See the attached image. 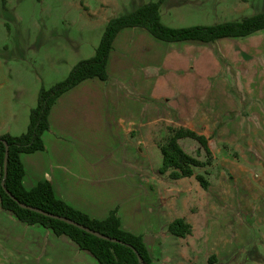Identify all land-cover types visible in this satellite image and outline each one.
Wrapping results in <instances>:
<instances>
[{
  "label": "crops",
  "instance_id": "obj_1",
  "mask_svg": "<svg viewBox=\"0 0 264 264\" xmlns=\"http://www.w3.org/2000/svg\"><path fill=\"white\" fill-rule=\"evenodd\" d=\"M96 46L92 44V50L77 61L93 56ZM228 69L230 77L225 73ZM106 72V80L85 79L56 98L48 114L49 127L41 136L43 149L19 156L24 170L22 185L31 189L40 181H48L57 198L91 218L105 219L114 212L120 227L140 235L151 258L161 264L163 257L153 252L157 255L162 240L174 235L168 230L169 224L176 218L186 219L175 216L168 221L164 217H159L158 223L151 221L147 213L166 198L161 191L155 197L152 186L148 187L151 193L145 191L146 182L157 187L175 183L179 193L202 190L194 176L169 179L167 173L158 172L154 148L159 149L170 127H183L205 136L212 161L217 160L211 144L226 142L237 129L216 118L222 112L203 115L202 101L215 97V93L233 99L235 91H243L251 100L248 94L263 85H258L257 78L264 74V29L202 42L163 41L143 27H124L113 39ZM221 73L223 79L212 84L211 79ZM4 106L0 135L23 133L32 103L12 100ZM254 132L264 136V128ZM187 138L178 142L191 154L182 143L191 147L198 142ZM217 139L224 141L217 143ZM223 145L217 151L230 157L231 150ZM251 150L242 149L243 154ZM141 172H147V178ZM194 173L199 172L194 168ZM158 213L162 216V211ZM190 226L188 235L193 231ZM0 244V264H99L68 236L56 235L40 224L24 223L1 205Z\"/></svg>",
  "mask_w": 264,
  "mask_h": 264
},
{
  "label": "rangeland",
  "instance_id": "obj_2",
  "mask_svg": "<svg viewBox=\"0 0 264 264\" xmlns=\"http://www.w3.org/2000/svg\"><path fill=\"white\" fill-rule=\"evenodd\" d=\"M142 1L156 0H0V111L12 100L35 107L41 87L63 80L70 64L86 56L92 44L98 45L105 18L120 15ZM261 12L264 0H164L160 21L169 27L215 25ZM228 71L225 73L230 77ZM223 77L221 73L210 82L215 84ZM257 82L263 85L248 94L251 100L243 91L232 92L234 98L229 100L219 93L203 99V115L222 112L216 118L237 129L226 142L217 139L223 143L211 144L217 160L212 161L194 139L187 138L197 143L191 147L182 143L193 156L210 160L195 168L207 177V189L179 193L175 183L157 187L146 182L145 191L153 190L155 197L161 191L166 198L147 213L151 221L185 216L193 226L191 235L182 238L170 234L162 240L158 256L153 252L163 257L161 264H264V136L254 132L264 128V74L258 75ZM222 144L231 150H224L230 157L217 151ZM247 147L252 150L243 154ZM154 156L157 170L161 165L157 146ZM141 173L147 178V172Z\"/></svg>",
  "mask_w": 264,
  "mask_h": 264
},
{
  "label": "trees",
  "instance_id": "obj_3",
  "mask_svg": "<svg viewBox=\"0 0 264 264\" xmlns=\"http://www.w3.org/2000/svg\"><path fill=\"white\" fill-rule=\"evenodd\" d=\"M164 0L149 1L135 10L111 17L103 30L94 55L75 63L67 76L49 88L41 87L37 104L30 109L26 130L16 136L0 135V205L11 212L20 221L27 224H40L50 228L56 235H66L80 249L89 251L99 264H157L151 258L140 235L123 230L114 212L105 219H95L74 209L63 200L57 198L48 181H40L31 189L22 185L24 174L20 161L21 153H30L43 149L42 133L48 129V114L56 98L78 83L88 78L106 80V61L117 32L124 27L139 26L147 29L153 36L163 41L196 40L214 41L223 37H241L264 29V12L243 17L238 21H225L215 25H190L185 27H169L160 21V6ZM191 138L200 144L206 155L211 156L208 140L205 136L183 127H170L169 135L160 143L161 166L158 172L167 173L169 179L194 176L204 189L208 181L202 174H195L194 168L205 166L210 160L202 161L187 153L179 144L180 138ZM8 144L7 173L3 176V158ZM4 181L8 191L20 202L38 207L44 211L66 216L90 227L117 241L99 238L61 220L44 216L35 211L22 208L2 188ZM170 233L185 237L190 234L191 226L182 218H176L169 226ZM133 248L136 252L133 251Z\"/></svg>",
  "mask_w": 264,
  "mask_h": 264
},
{
  "label": "water",
  "instance_id": "obj_4",
  "mask_svg": "<svg viewBox=\"0 0 264 264\" xmlns=\"http://www.w3.org/2000/svg\"><path fill=\"white\" fill-rule=\"evenodd\" d=\"M3 144H4V147H5V152H4V158H3V176L5 177L6 176V173H7V156H8V144L5 140H2ZM1 185H2V188L4 189V191L8 194V196L10 198H12L15 202L18 203V205L22 208H26V209H29L31 211H35L37 213H40L44 216H48L50 218H54V219H58V220H61L67 224H71L75 227H78L79 229H82L83 231L85 232H88L94 236H97L99 238H102V239H106V240H110V241H117L113 238H110L102 233H100L99 231H96L94 229H91L90 227L88 226H85L79 222H76L74 220H72L71 218H68L66 216H62V215H58V214H54V213H51V212H47V211H44L38 207H34V206H30V205H27L25 203H22L20 201H18L9 191L8 189L5 187L4 185V181L1 182ZM133 251L136 252V250L133 248ZM143 264V263H141Z\"/></svg>",
  "mask_w": 264,
  "mask_h": 264
}]
</instances>
